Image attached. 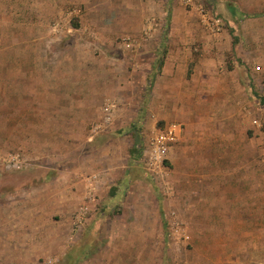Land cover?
<instances>
[{
    "label": "rangeland",
    "instance_id": "374dc122",
    "mask_svg": "<svg viewBox=\"0 0 264 264\" xmlns=\"http://www.w3.org/2000/svg\"><path fill=\"white\" fill-rule=\"evenodd\" d=\"M241 1L264 27V0ZM234 15L229 0H0V264H145L148 247L152 264H264V59L217 39ZM170 120L190 139L156 177L130 149ZM217 122L221 149L200 136Z\"/></svg>",
    "mask_w": 264,
    "mask_h": 264
},
{
    "label": "crops",
    "instance_id": "0c3cea01",
    "mask_svg": "<svg viewBox=\"0 0 264 264\" xmlns=\"http://www.w3.org/2000/svg\"><path fill=\"white\" fill-rule=\"evenodd\" d=\"M231 3V7L232 9H234V13H235V17L237 18H243V16H247L246 12H248L249 10L246 9V5H244L242 3L241 0H229ZM244 2H246L244 0ZM249 6V5H248ZM262 7V6H261ZM264 10L261 9L259 10V12L264 13ZM260 15V14H259ZM262 15V14H261ZM264 16V15H262ZM258 20H262V17H259ZM242 23L239 25H236V23H234L236 26H234V30H232L231 32L228 31L226 32L225 30H223L221 33H218L219 36H217V39L220 38V35H222L225 39H227L228 42V47L233 50V52H235V54H237V56L242 57V61H247L250 58H258L259 61H261L262 59H264V41L261 39L262 37H264V27L261 25L260 27L258 26H253L254 24H251L250 20L248 19V17L243 18ZM237 27V28H236ZM229 35V36H228ZM219 37V38H218ZM230 37V38H229ZM231 37L234 41H231ZM217 43H219L217 41ZM187 48L184 47V52L183 54L181 53L182 50H180V53H174V52H169L167 55V63L168 64H172L174 63V60L180 59V63L187 60L188 58V54H187ZM256 54V55H255ZM255 56V57H254ZM206 58V57H204ZM170 121H174L177 122L179 124H181V136L180 138L174 142L172 144L171 147V151L169 154V158L171 153L173 152L174 148H179L180 144H184L183 142L187 141L190 139V135L188 133V128H185V124L179 120H170ZM167 121V122H170ZM230 124H225L222 122H217V123H211V124H206L205 127V131L201 130L200 131V136L204 137V145L209 147L210 145H212V141L215 142L216 146H220L219 148L221 149L223 144L222 141L224 139V137H228L230 138ZM207 141V142H206ZM182 151H187L186 146L182 145L181 146ZM218 148V149H219ZM215 150V154L214 155H220V149L216 151L215 148H213ZM207 153H199L198 156V160H205L210 159ZM213 154V153H212ZM179 157L180 155L176 158L179 161ZM218 159L219 156H217ZM131 158H135L133 156H131ZM186 174H189L188 172H185ZM58 199H57V203H58ZM60 205V209H62L61 211L67 213L66 211H68L67 209H71V207H69V205H67V209H65L62 204L58 203L57 206ZM38 215H36L35 217H37ZM69 218L68 214L67 217ZM63 233V232H62ZM61 235V232H58V235ZM58 237V236H57ZM58 245V242H57ZM59 246V245H58Z\"/></svg>",
    "mask_w": 264,
    "mask_h": 264
},
{
    "label": "built area",
    "instance_id": "2783aa9c",
    "mask_svg": "<svg viewBox=\"0 0 264 264\" xmlns=\"http://www.w3.org/2000/svg\"><path fill=\"white\" fill-rule=\"evenodd\" d=\"M115 104L108 102L103 108V122L109 124L114 117ZM258 123L257 120H255ZM181 124L170 121L159 125L149 137L142 149L141 160L147 170L154 176H161L166 170L172 144L181 136ZM264 160V147L262 152ZM165 183H168L164 181Z\"/></svg>",
    "mask_w": 264,
    "mask_h": 264
},
{
    "label": "bare ground",
    "instance_id": "6f19581e",
    "mask_svg": "<svg viewBox=\"0 0 264 264\" xmlns=\"http://www.w3.org/2000/svg\"><path fill=\"white\" fill-rule=\"evenodd\" d=\"M117 227H119V226H117ZM117 229V228H116ZM139 229V228H138ZM122 230V229H121ZM124 230V229H123ZM151 230V229H150ZM147 234V233H146ZM136 238H137V233L135 232V233H129V232H123V237L121 238V244H120V247L122 248V249H125V243H126V245H127V243H129V245H128V247L127 248H131V247H134V244H135V241H136ZM134 241H133V240ZM145 241V240H144ZM148 241V240H147ZM144 244V243H143ZM146 244V243H145ZM153 245V244H152ZM136 246V245H135ZM145 246V245H144ZM154 250V249H153ZM142 252V251H141ZM134 253V252H133ZM156 254V253H155ZM151 255L152 254H150V251H149V247H148V251H146L145 252V257H146V259L145 258H143L144 259V261H145V264H152L151 263ZM137 256V254H135V257ZM142 255L141 254H138V258L139 257H141ZM144 256V255H143Z\"/></svg>",
    "mask_w": 264,
    "mask_h": 264
},
{
    "label": "trees",
    "instance_id": "16d2710c",
    "mask_svg": "<svg viewBox=\"0 0 264 264\" xmlns=\"http://www.w3.org/2000/svg\"><path fill=\"white\" fill-rule=\"evenodd\" d=\"M262 103H264V97L261 98ZM142 143H141V137L138 136L136 138V141L134 142L133 147L130 149L131 156L138 157L142 153Z\"/></svg>",
    "mask_w": 264,
    "mask_h": 264
}]
</instances>
